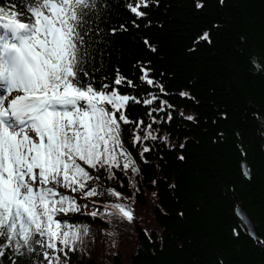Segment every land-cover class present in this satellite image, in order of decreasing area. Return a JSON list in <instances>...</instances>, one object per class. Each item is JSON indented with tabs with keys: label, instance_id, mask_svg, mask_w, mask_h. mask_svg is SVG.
<instances>
[{
	"label": "trees",
	"instance_id": "trees-1",
	"mask_svg": "<svg viewBox=\"0 0 264 264\" xmlns=\"http://www.w3.org/2000/svg\"><path fill=\"white\" fill-rule=\"evenodd\" d=\"M122 2L108 0L110 15L101 27L123 23L128 31L106 36L98 45L101 74L111 77L119 68L139 84L133 65L151 61L152 75L169 93L160 94L161 100L174 106L168 109L174 119L166 123L163 113H153L157 140L135 147L131 135L125 140L138 171L115 169V179L101 172L102 179L89 182L114 189L120 197L82 198V193L62 190L77 196L81 205L79 213L64 219L89 229L69 254L71 264H264V246L248 235L234 211L243 205L264 241V0H225L223 5L219 0H159L146 9L139 28L132 27L133 17ZM196 2L205 7L197 9ZM0 6L24 8L22 0H0ZM204 31H210L212 43L194 45ZM144 38L155 52L145 47ZM124 91L137 96L155 92L143 85ZM181 91L194 99L177 95ZM156 106H133L126 114L151 123L145 112ZM145 147L151 151L141 156ZM243 162L250 178L242 174ZM106 203H123L133 220L88 215L98 209L103 213ZM3 264H9L7 258Z\"/></svg>",
	"mask_w": 264,
	"mask_h": 264
},
{
	"label": "snow or ice",
	"instance_id": "snow-or-ice-1",
	"mask_svg": "<svg viewBox=\"0 0 264 264\" xmlns=\"http://www.w3.org/2000/svg\"><path fill=\"white\" fill-rule=\"evenodd\" d=\"M224 2L219 0L221 5ZM22 3L19 12L0 6V264L3 258L9 264H71L69 254L78 250L77 243L89 229L64 219L79 213L81 205L77 196L62 190L82 193V198L120 197L114 189L90 187L89 182L102 179L101 172L115 179V169L138 171L125 150V140L131 135L133 147L142 140H157L152 134L157 123L153 113H163L161 119L167 123L174 119L168 111L174 106L161 100L160 94L169 93L152 75L151 61L138 60L133 65L139 71V84L119 68L111 77L101 74L103 54L98 45L106 36L128 31L123 23L101 27L110 15L108 0ZM158 4L159 0H123L122 7L133 17L132 27L139 28L138 21L148 16L146 9ZM195 7L205 5L196 2ZM201 42L212 43L210 31L193 41L194 45ZM143 43L156 51L147 38ZM141 85L155 92L141 96L121 92H135ZM177 95L194 99L183 91ZM154 104L145 112L151 123L126 114L133 106ZM180 115L196 120L193 115ZM142 128L148 129L143 136L137 134ZM149 151L145 147L140 155ZM241 167L245 178H250V169ZM103 207V213L98 209L88 215L119 216L129 222L134 218L123 203ZM233 234L239 232L234 229ZM257 242L264 246L260 238Z\"/></svg>",
	"mask_w": 264,
	"mask_h": 264
},
{
	"label": "water",
	"instance_id": "water-1",
	"mask_svg": "<svg viewBox=\"0 0 264 264\" xmlns=\"http://www.w3.org/2000/svg\"><path fill=\"white\" fill-rule=\"evenodd\" d=\"M242 165L247 166L245 162H243ZM234 211L237 218L243 223L244 227L246 228L248 235L256 241L257 238L261 239V235L245 207L241 204H237ZM253 232L255 233V235L252 234Z\"/></svg>",
	"mask_w": 264,
	"mask_h": 264
},
{
	"label": "rangeland",
	"instance_id": "rangeland-1",
	"mask_svg": "<svg viewBox=\"0 0 264 264\" xmlns=\"http://www.w3.org/2000/svg\"><path fill=\"white\" fill-rule=\"evenodd\" d=\"M30 135H32V136H33V138H36V137H35V133H30Z\"/></svg>",
	"mask_w": 264,
	"mask_h": 264
}]
</instances>
